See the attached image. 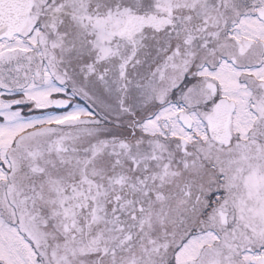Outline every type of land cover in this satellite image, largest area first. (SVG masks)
I'll return each mask as SVG.
<instances>
[{
    "label": "snow or ice",
    "instance_id": "snow-or-ice-1",
    "mask_svg": "<svg viewBox=\"0 0 264 264\" xmlns=\"http://www.w3.org/2000/svg\"><path fill=\"white\" fill-rule=\"evenodd\" d=\"M0 264H264V0H0Z\"/></svg>",
    "mask_w": 264,
    "mask_h": 264
}]
</instances>
